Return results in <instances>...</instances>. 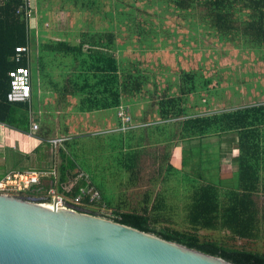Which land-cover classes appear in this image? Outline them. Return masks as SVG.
<instances>
[{"label": "trees", "instance_id": "16d2710c", "mask_svg": "<svg viewBox=\"0 0 264 264\" xmlns=\"http://www.w3.org/2000/svg\"><path fill=\"white\" fill-rule=\"evenodd\" d=\"M40 1L36 0L38 7ZM141 1H144L145 5L142 8L131 5L132 9L130 8L129 13L119 12V9L125 6L122 0H115L114 3L117 8V24H126L128 21L129 24H126L128 31L131 35L139 36L136 42L144 51L155 49L154 40L150 39V35L158 34L153 29L145 30L142 23L137 20V15L142 12L146 14V8L157 6L162 11L158 15L160 25L164 21V15L178 13L184 23L196 32L197 37L208 32L210 36L217 37L219 42L231 44L240 52L249 50L262 54L260 58L264 61V0ZM79 3L81 11H101V0H78L77 4ZM22 5L23 0H0V124L28 134L31 132L34 117L38 115L43 124L37 136L43 141V146L49 147L48 140L56 132L51 120L54 119V114L41 113L37 104L38 95L35 94V99L32 98L31 103H11L8 100L11 90L10 71L24 65L32 69L34 77L37 74V69L31 65L29 58H23L20 62L14 59L17 46L33 43V38H36L34 31L31 34L30 30L33 22L26 18L24 12H19ZM38 7L37 13H34L36 16ZM116 28L97 30L88 27L74 37L70 36L73 33L58 32L54 37L57 39L42 44L43 51L73 58V62L70 63L73 69L67 78L61 83H52L54 92L51 95L56 94V101L61 104L62 118L69 116L67 109L72 107L69 97L77 100L72 112L87 114L113 109L116 112V125L112 129L114 132L107 134L105 138L109 140V146L116 153V160L119 161L120 166L130 172L131 179H135L133 174L136 172L140 148L143 147L144 141L142 136L132 137V134L138 127L147 125L144 128L147 129L151 126L145 121L135 123L131 112V101L148 93L154 96L152 99L148 97L147 100L152 101L154 111L162 121L161 124L152 127L158 128L157 131L160 133H168L162 139L172 138L170 133L174 128L177 129V138L180 141L196 139L203 144V139L224 136L226 140L221 148L223 161L235 145L239 152L231 173H237L239 184L233 188L223 187L208 181L203 173L195 178L191 174L180 172L181 167H173L172 163L168 162L163 181H168L175 174L180 176L183 174L184 177L182 175L181 178L189 181L187 194L190 202L185 218L191 226L190 229L156 228V224L162 220H171V215L166 212L168 208L164 191L155 193L153 199L147 195L140 209L115 210L111 208V201L103 192L100 202L93 206L112 209L111 218L117 222L182 243L184 246L221 257L234 264H264V253L235 246L237 238L264 239V206L260 207L255 199L264 198V102L194 114L198 112L195 107L205 106L211 109L208 101L201 102L199 96L201 92L210 91L213 81L200 72L184 70H181L176 75V81L170 84L176 88L175 92L170 94V88H166L163 94H158V90L156 92L145 90L151 81V75L140 69L138 62H130L118 57L117 52L122 51L125 46L119 44V33ZM49 56L53 55L49 54ZM45 67L46 62L42 67L44 71ZM153 84L158 89V86ZM191 96L197 98L194 104H191ZM121 107L128 109L132 117V122L126 131L121 130L123 122L118 117ZM47 110L49 111L48 107ZM134 123L139 125L136 126ZM61 127V134L67 135L69 127L63 125ZM83 139H91V137L85 136ZM83 139L72 137L58 152L59 191L69 196H74L79 185L85 184L77 183L70 192L63 189V184L67 180H74L77 176L73 174L75 170L78 168L86 170L85 168L89 166L79 159L75 149L77 141ZM201 163L203 169V158ZM221 170L220 165L218 171L222 172ZM90 176L94 186V176L91 174ZM51 185H53L52 181L48 180L44 185L32 189L25 198H37L41 202L49 201L44 192ZM95 187L99 188L97 185ZM79 210L84 212L87 208ZM202 229L226 230L229 233V236L227 235L229 240L202 239L200 234Z\"/></svg>", "mask_w": 264, "mask_h": 264}, {"label": "rangeland", "instance_id": "374dc122", "mask_svg": "<svg viewBox=\"0 0 264 264\" xmlns=\"http://www.w3.org/2000/svg\"><path fill=\"white\" fill-rule=\"evenodd\" d=\"M122 1L125 6L120 8L119 12L129 13L131 5L141 8L145 5V2L141 0ZM40 2L37 21L41 24L43 30L54 37L58 32L73 33L70 36L74 37L80 31L87 30L88 27L97 30H108L111 27L112 29L117 27L118 42L120 45L125 46L122 51L117 52L118 57L130 62H138L140 69L144 70L147 75H151V81L145 90L155 92L158 90V94H163L166 88H170V94L175 92L176 88L170 86V84L176 81V75L181 70L200 72L206 78L212 79L210 91L201 92L199 96L202 99L201 102L208 101L211 109H207L205 106L195 107L198 112H194V114L233 109L241 105L264 102V61L260 58L263 55L249 50L240 52L231 44L219 42L217 37L210 36L208 32L197 37L196 32L184 23L178 13L164 15V21L161 25L158 15L162 11L157 6L146 8V14H143V12L138 13L137 20L142 23L145 30L153 29L158 34L157 36L152 33L150 35V39L154 40L155 49L144 51L136 42L139 36L137 34L131 35L128 31L126 25L129 24L128 21H126V24H117L115 0H113V3L112 0H101V11H81L80 3L77 4L78 0L74 2L72 0H41ZM30 30L33 34L32 28ZM163 46L166 47L162 48ZM49 54L53 56L45 58L46 55L43 54L44 58L41 57L38 62L37 58H34L33 65L37 69L35 81L38 86H42V99L37 102L38 107L49 104V111L47 108L45 111L42 109V114L52 112L54 114L53 118L56 119L54 123L56 132L51 137L53 138L65 134H61V104L57 103L56 94L51 96L54 92L52 83H61L64 78H67L73 69V65H70L73 58L59 53L49 52ZM44 60L46 62L45 71L42 68L43 63H45ZM205 77H202V79ZM153 83L158 86V89ZM148 97L152 99L154 96L144 93L141 97L131 101L133 120L136 117H143L147 109L150 112L148 115H153L151 113L155 108L151 104L152 101L147 100ZM196 99V97L191 96V104H194ZM68 100L72 107L75 106V102L71 97ZM55 102L57 108L54 107ZM72 107L67 109L69 118L66 123L67 121L70 123L69 135L73 138L80 137L82 139L85 136L91 137V139L78 140L75 149L79 154V159L89 164L85 169L94 176L93 182L100 188L101 193L103 192L109 198L112 204L111 208L115 210L120 208L123 211L140 209L147 195L153 199L155 193L164 191L168 208L166 212L171 215V220H162L159 224H156V228L190 229L191 226L185 218L190 202L189 194H187L189 181H184L181 178L183 174L181 176L175 174L168 181H163L166 165L173 158L171 154L173 143L176 146L177 142L183 143V141L181 142L177 137H172L168 140L163 139L161 143L156 142L154 139L160 133L157 131L158 128L155 129L152 125L161 124L162 121L159 118H155L154 121L148 120L149 117H147L145 122H148L151 127L144 129L146 125L136 128L137 130L142 129L137 131L136 135L143 136L145 139L146 133H148L150 141L143 140L136 172L133 174L135 179H131L130 172L120 166L119 161L116 160L117 155L109 146V140L104 138L107 134L101 135L102 133H112V126L116 125V112L113 109L94 112L89 114L95 116L88 117L87 114L72 112ZM70 112L71 114H69ZM135 123H138V119L135 120ZM225 140L226 137L224 136L203 139L204 147L201 155L204 165L202 171H198V163H194L198 161L193 160L195 150H185L188 158L185 162H189L194 167L190 169L191 166H189V168L183 169L180 166V172H187L195 178L203 173L208 181L227 188L238 186V175L237 173H231L233 168L231 164L228 163V166L223 165L225 161L222 160L221 148H223ZM182 157L183 154L179 157L180 164ZM54 158L55 155L53 157L52 151L51 165L54 164ZM44 161L45 159L41 158V161L37 163L42 165ZM31 165L33 166V163ZM220 165L222 172L218 171ZM172 166H177L176 161L172 163ZM255 199L260 207L264 206L263 197H256ZM111 210L102 206H92L84 212L93 214L91 211H95L97 212L95 215L114 220L111 218L113 216ZM200 234L202 239L223 240L224 238L227 241L229 240V233L226 230L202 229ZM235 246L264 253V239L237 238Z\"/></svg>", "mask_w": 264, "mask_h": 264}, {"label": "water", "instance_id": "95a60500", "mask_svg": "<svg viewBox=\"0 0 264 264\" xmlns=\"http://www.w3.org/2000/svg\"><path fill=\"white\" fill-rule=\"evenodd\" d=\"M0 264H234L154 233L0 194Z\"/></svg>", "mask_w": 264, "mask_h": 264}, {"label": "built area", "instance_id": "2783aa9c", "mask_svg": "<svg viewBox=\"0 0 264 264\" xmlns=\"http://www.w3.org/2000/svg\"><path fill=\"white\" fill-rule=\"evenodd\" d=\"M20 11L24 12L26 18L34 23L36 21V15H34V13H37L36 0H23V5L21 6L19 12ZM30 55L31 46H29V44L16 47L17 61H20L23 56L30 57ZM9 77L11 88L8 94L9 102H30L33 97V78L31 68L24 67L23 65V67L10 71ZM118 117L123 122V128L121 130L126 131L129 129L128 125L132 122V117L129 114L128 109L121 107L118 112ZM38 129V123H33L32 131L28 135L35 136ZM69 139V136L62 135L48 140V144L52 147L53 154L55 153L53 169L51 172L46 173L38 170L10 172L7 175H4V177L0 180V194L17 198H25L32 189L40 186L41 184L44 185L48 180H50L53 185H51V187L44 192L46 197L49 198V201H44V203H57L63 208H69L77 211H80V208H88L89 206L99 203L102 197L100 191L93 187L90 177L81 170L73 173L77 174L74 180H69L68 183L65 182L63 184V189L70 192L74 189L77 183H85L83 185H79V189L74 196H69L59 191V182L57 180L58 152ZM27 146H30V144Z\"/></svg>", "mask_w": 264, "mask_h": 264}, {"label": "crops", "instance_id": "0c3cea01", "mask_svg": "<svg viewBox=\"0 0 264 264\" xmlns=\"http://www.w3.org/2000/svg\"><path fill=\"white\" fill-rule=\"evenodd\" d=\"M37 7H38V5H37ZM38 14H39V11H38ZM38 14L35 17L36 21L32 25H30V29L32 28V31H34V34L36 35V38H33L34 42L29 43V46H31V55H30V57H28V56L22 57V59L23 58H29L31 65H33L34 58L35 59L37 58V62H38L39 59L43 56V54L46 55L45 58H47L49 56L48 52L43 51L42 44H45L46 42H49L52 39H57V38H54L53 35H51V34L49 35L47 31L43 30V27L41 28V24L38 23V21H37ZM14 59L16 62L22 61V59L20 61L16 60V53H15ZM33 67H34V65H33ZM32 77H33V97L32 98L35 99V96H36L35 94H37L38 95L37 97L40 101L42 99L41 98L42 86H38V84L35 81V77L33 76V73H32ZM72 100H74L73 102H75V105H76L77 100L74 98H72ZM31 101H32V99H31ZM31 101L29 103H31ZM54 105L57 106L56 102ZM47 107H50V105L49 104H44L43 106L41 105V107H40L41 113H42V109H44V111H45V109ZM148 113H150V112L147 109L144 112L143 117H138V118L136 117V118L138 119V121H141V122L147 121V119H146L147 117H149L148 120H153V121L155 118H159L157 116V114L155 113V111H152V113H151V114H153L152 116L148 115ZM84 115H86V114H84ZM87 116L91 117V116H95V115L94 114L91 115V114L87 113ZM68 118H69V116L62 118L61 124L65 127H69V124H70L69 121H67V123H66V120H68ZM136 118H135V120H137ZM51 120L53 123L52 126H54L56 119H51ZM33 123H39L40 124V125L38 124L39 128L43 124L42 121L39 120L38 115H36L34 117ZM33 123H32V125H33ZM135 125L138 126V124H135ZM112 129H114V126H112ZM175 129L176 128H174L173 132L170 133L171 137H177V129L176 130ZM139 130H142V129H139ZM139 130H137V131H139ZM31 131H32V129H31ZM38 131H39V129H38ZM38 131H37V133H38ZM137 131L133 132L134 134H132V137L138 136V135H136ZM112 132H114V131H112ZM30 133H28V134H30ZM69 133H70V131H69ZM69 133L66 135V136L70 137V139L68 141H70L72 139V137L69 135ZM28 134L19 132L17 130L11 129L5 125L0 124V180L4 177V175H7L8 173L13 172V171L38 170V171L46 172V173H49L52 171V169H53V165H51L52 147L50 145H49V147L43 146V141L37 136V134H35V136H30ZM105 134L110 135L112 133L111 132L102 133L101 135H105ZM167 135H168L167 132L166 133H160V135L157 136L154 140L158 143H161L163 141L162 137H166ZM148 136H149V134L146 133V137H145V139L143 138V140H146V142H149L150 138ZM49 139H51V138H49ZM182 141L184 144L177 142L176 146H175L174 145L175 143H173V148L171 150V152H172L171 154H172L173 158H171L169 160V162L173 163L174 161H176L177 166H175V167L181 166L184 169V168H189V166H191L190 169H193L194 166L192 164H190L189 162H185V160H188L187 152H185V150L193 149V150H195L193 160H198L197 162H194V163H198V167H199L198 171H202V166H201L202 155H201V152H202V149L204 147L203 144L196 139H193L191 141H184V140H182ZM28 144H30V146H27ZM182 148H183V150H182ZM181 150H182V153H181ZM230 150H231V152L228 153L227 157L224 160L225 163H223V165L226 166L228 163H230L231 166L234 167L236 165V162H237L236 159L238 157L239 151L237 148H235V145ZM182 154H183V157L181 159V164H180L179 157ZM53 157H54V154H53ZM41 158L45 159V161L42 162V165L37 163V162L41 161ZM31 163H33V166L31 165ZM44 165H46V167H44ZM79 169L80 168H78L77 170L78 171H80V170L84 171L90 177V179L92 178L86 170H83V169L79 170ZM77 170H75V172H78ZM57 173H58V170H57ZM185 173H187V172H185ZM68 182H69V180L66 181V183H68ZM93 187H95V185ZM95 188H97V187H95ZM97 189L100 191L99 188H97ZM100 193H101V191H100ZM101 196H102V193H101Z\"/></svg>", "mask_w": 264, "mask_h": 264}]
</instances>
